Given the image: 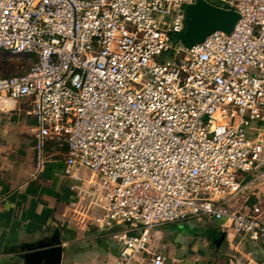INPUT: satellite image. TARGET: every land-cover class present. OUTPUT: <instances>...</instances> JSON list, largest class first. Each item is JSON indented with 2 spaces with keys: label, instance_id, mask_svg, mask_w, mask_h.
I'll use <instances>...</instances> for the list:
<instances>
[{
  "label": "built area",
  "instance_id": "built-area-1",
  "mask_svg": "<svg viewBox=\"0 0 264 264\" xmlns=\"http://www.w3.org/2000/svg\"><path fill=\"white\" fill-rule=\"evenodd\" d=\"M195 1L0 0V49L32 60L0 78V113L29 103L35 174L65 151L73 214L120 229L114 264H165L153 229L193 218L264 237L229 205L264 169V0H225L233 31L189 46Z\"/></svg>",
  "mask_w": 264,
  "mask_h": 264
},
{
  "label": "crops",
  "instance_id": "crops-1",
  "mask_svg": "<svg viewBox=\"0 0 264 264\" xmlns=\"http://www.w3.org/2000/svg\"><path fill=\"white\" fill-rule=\"evenodd\" d=\"M29 110L24 101L17 111L0 113V264H25L27 247L57 229L62 264H114L120 229L84 225L73 214L79 194L72 188L79 182L66 175L65 151L51 143L47 163L35 174V121ZM242 179L244 190L229 201L230 207L246 213L258 209L264 222V169ZM152 247L165 264H264V237L237 234L224 219L201 217L155 227Z\"/></svg>",
  "mask_w": 264,
  "mask_h": 264
},
{
  "label": "water",
  "instance_id": "water-1",
  "mask_svg": "<svg viewBox=\"0 0 264 264\" xmlns=\"http://www.w3.org/2000/svg\"><path fill=\"white\" fill-rule=\"evenodd\" d=\"M186 31L184 39L187 45L202 43L216 31L231 33L239 20V15L207 0H196L186 7ZM60 231L57 229L51 237L27 247L24 254L25 264H62L63 247Z\"/></svg>",
  "mask_w": 264,
  "mask_h": 264
},
{
  "label": "rangeland",
  "instance_id": "rangeland-1",
  "mask_svg": "<svg viewBox=\"0 0 264 264\" xmlns=\"http://www.w3.org/2000/svg\"><path fill=\"white\" fill-rule=\"evenodd\" d=\"M32 66V60L23 55H12L0 49V78L21 75Z\"/></svg>",
  "mask_w": 264,
  "mask_h": 264
},
{
  "label": "trees",
  "instance_id": "trees-1",
  "mask_svg": "<svg viewBox=\"0 0 264 264\" xmlns=\"http://www.w3.org/2000/svg\"><path fill=\"white\" fill-rule=\"evenodd\" d=\"M214 4L221 7V4L220 3H214ZM181 38H182L183 42L187 45V42L184 39V35H182Z\"/></svg>",
  "mask_w": 264,
  "mask_h": 264
}]
</instances>
